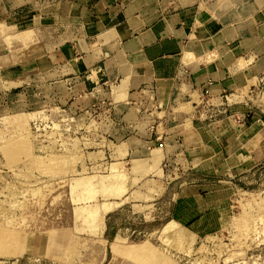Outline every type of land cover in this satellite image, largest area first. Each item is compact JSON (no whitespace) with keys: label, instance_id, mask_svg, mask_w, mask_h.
<instances>
[{"label":"crops","instance_id":"crops-1","mask_svg":"<svg viewBox=\"0 0 264 264\" xmlns=\"http://www.w3.org/2000/svg\"><path fill=\"white\" fill-rule=\"evenodd\" d=\"M263 75L264 0H0V86L70 119L91 184L152 183L171 159L197 182L264 183V93L233 94Z\"/></svg>","mask_w":264,"mask_h":264},{"label":"rangeland","instance_id":"rangeland-1","mask_svg":"<svg viewBox=\"0 0 264 264\" xmlns=\"http://www.w3.org/2000/svg\"><path fill=\"white\" fill-rule=\"evenodd\" d=\"M7 88L0 86V264H264V183L236 185L229 175L197 182L171 159L152 183L112 171L108 184H91L78 179L89 169L76 168L70 119L55 118L54 106L32 112L20 89ZM254 92L263 96L264 84ZM251 115L236 123L249 126ZM187 196L196 211L183 216L177 207ZM105 212L121 227L109 240Z\"/></svg>","mask_w":264,"mask_h":264},{"label":"built area","instance_id":"built-area-1","mask_svg":"<svg viewBox=\"0 0 264 264\" xmlns=\"http://www.w3.org/2000/svg\"><path fill=\"white\" fill-rule=\"evenodd\" d=\"M261 83L264 84V75H263L262 78H261ZM253 92H254V89H251V90L246 91V92H245V90H244V91H243V90H239V91H234L233 94H234V95H235V94H239V95H241L242 97H244V96L247 95V93L251 94V93H253ZM206 93H208V90H206ZM95 106L98 107V109H101V106H99V105H95ZM247 116H249V114H245V115L243 116V118H246Z\"/></svg>","mask_w":264,"mask_h":264},{"label":"bare ground","instance_id":"bare-ground-1","mask_svg":"<svg viewBox=\"0 0 264 264\" xmlns=\"http://www.w3.org/2000/svg\"><path fill=\"white\" fill-rule=\"evenodd\" d=\"M261 216V215H260ZM259 219V218H258Z\"/></svg>","mask_w":264,"mask_h":264}]
</instances>
